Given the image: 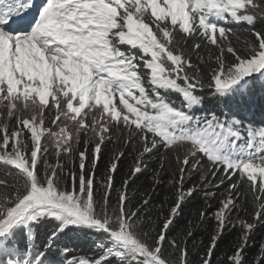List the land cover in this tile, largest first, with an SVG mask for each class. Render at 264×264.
Instances as JSON below:
<instances>
[{
  "label": "snow or ice",
  "instance_id": "6c2138e0",
  "mask_svg": "<svg viewBox=\"0 0 264 264\" xmlns=\"http://www.w3.org/2000/svg\"><path fill=\"white\" fill-rule=\"evenodd\" d=\"M232 25H246L242 47ZM189 42L196 62L185 54ZM257 85L264 89V0H0V264H193L186 243L168 232L185 198L213 181L227 184V196L198 264H213L231 214L247 204L252 222L239 220L226 257L245 264L251 234L264 224V123L197 110L205 91L227 104ZM116 132L137 154L113 204L124 153L99 182L96 170ZM46 138L56 164L46 159ZM154 153L156 177L167 161L175 196L156 221L150 193L128 207V188ZM193 173L200 182L185 191ZM41 226L50 228L39 250ZM85 231L97 235L95 257L49 261L59 237ZM255 264H264V243Z\"/></svg>",
  "mask_w": 264,
  "mask_h": 264
},
{
  "label": "trees",
  "instance_id": "16d2710c",
  "mask_svg": "<svg viewBox=\"0 0 264 264\" xmlns=\"http://www.w3.org/2000/svg\"><path fill=\"white\" fill-rule=\"evenodd\" d=\"M237 30L241 37L240 44L237 47L243 46L244 33L243 29L246 25H232ZM259 27V25H258ZM181 44L183 41L180 42ZM192 44L189 42L186 55H191L193 62H196V54L191 51ZM201 55L205 58L207 53L202 49ZM204 96L203 106L197 110V113L215 112L217 115H222L227 112L229 116L236 115L246 119L249 123L255 126H259L264 123V89H261L259 85L253 89L252 93L244 100L237 99L236 101H230L227 104H221L217 100L213 99L207 91L203 92ZM83 149V144L80 145ZM123 152V157L119 160V168L115 173V187L112 192V203H116V196L118 192L116 190L122 189L123 180L131 174V169L134 167L136 151L133 145H125L123 143V137L119 132L114 133L113 137L106 139L105 144L102 147V155L99 160V164L96 170L97 181L105 175L106 167L110 159L114 154ZM159 153H154L148 156L144 160L142 167V174H138V178L134 183H131L128 188V196L131 208L133 205H138V201L148 192L152 196V203L148 209L151 213V220L156 221L157 217L163 214L167 215L169 207L174 204L175 196L171 187L168 185V181L172 179L171 168L168 162H165V170L160 172L159 177H156V172L160 168ZM60 163H65L67 158L59 159ZM49 162V159H48ZM57 161L54 163L56 164ZM90 166V165H89ZM68 167L71 168L72 164L69 162ZM43 168V165H41ZM77 172L79 171L77 162ZM5 168L0 164V173L4 172ZM154 177H156L154 179ZM211 179V178H210ZM200 182L199 175H192L191 179L186 178L185 188L197 185ZM218 181H213L207 188L198 189L191 197H186L180 211L178 212L173 224L168 232L169 239H177L181 242L182 246L186 243L188 250V259L193 264H198L199 257L197 252H203L207 245L210 243V236L216 226L215 220L212 218L214 213L219 208V201L227 196V184L220 187H216ZM68 187L71 188V181H68ZM205 192L214 193V198L206 196ZM163 206V207H161ZM203 211L206 213L205 217H200L199 213ZM253 209L250 205L242 204L238 212H233L230 216L229 223L218 241L214 256L213 264H218L219 260L224 259L227 264L226 257L231 255L234 251V245L238 242L242 228L239 224V220L246 222H252ZM162 223V221H161ZM50 226L36 229V238L34 244L37 249L42 250L43 243L46 242L45 232L49 230ZM145 231L149 228L145 226ZM192 235L189 237L188 233ZM85 232H69L67 235L59 237L53 247L48 258L55 259V255L60 254L62 249H67V253H63V257L70 260L74 254L83 255L88 258H93L96 255L95 244L97 241V235L88 237ZM77 243H82L83 247H78ZM264 243V224L257 225L255 231L251 234V240L248 242V247L244 252L245 264H255L256 257L259 255V245ZM165 255H168L172 250L168 247V244L164 245Z\"/></svg>",
  "mask_w": 264,
  "mask_h": 264
},
{
  "label": "rangeland",
  "instance_id": "374dc122",
  "mask_svg": "<svg viewBox=\"0 0 264 264\" xmlns=\"http://www.w3.org/2000/svg\"><path fill=\"white\" fill-rule=\"evenodd\" d=\"M49 127H52L53 128V131H56L57 129L54 127V126H51L50 124L48 125ZM43 143H44V145L46 146V147H48L49 148V151H48V153H47V156H46V159L48 160L49 159V163H51V164H54L56 161H57V157H56V155H55V149L51 146V144H50V140L48 139V138H46V139H44V141H43ZM66 157H63V156H61L59 159H65ZM194 175H199V174H197V173H193ZM85 235L86 236H88V237H93L94 236V234L93 233H91V232H86L85 231ZM77 246L78 247H83L82 246V243H77ZM64 249H62V251H63ZM96 255H97V252H96ZM95 255V256H96ZM95 256H93V257H95ZM56 258H58V259H61V260H64L65 258L63 257V252H61L60 254H58V255H55V259ZM70 258V257H69ZM69 258H66V260L67 259H69ZM81 258H88V257H86V256H83V255H75L74 254V256L71 258L72 260L73 259H75V260H79V259H81ZM49 259V261H53V259H51V258H48ZM70 259V260H71ZM69 260V261H70Z\"/></svg>",
  "mask_w": 264,
  "mask_h": 264
}]
</instances>
